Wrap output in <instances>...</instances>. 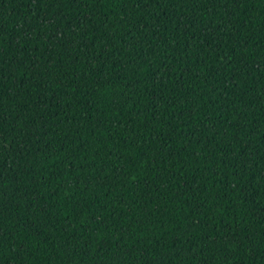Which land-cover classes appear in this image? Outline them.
Segmentation results:
<instances>
[{
    "label": "trees",
    "instance_id": "1",
    "mask_svg": "<svg viewBox=\"0 0 264 264\" xmlns=\"http://www.w3.org/2000/svg\"><path fill=\"white\" fill-rule=\"evenodd\" d=\"M0 264H264V0H0Z\"/></svg>",
    "mask_w": 264,
    "mask_h": 264
}]
</instances>
